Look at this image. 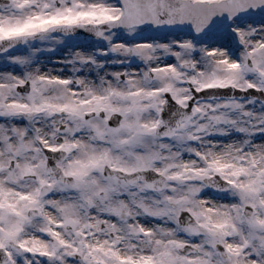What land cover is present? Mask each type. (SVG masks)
I'll return each instance as SVG.
<instances>
[{"label": "rangeland", "instance_id": "obj_1", "mask_svg": "<svg viewBox=\"0 0 264 264\" xmlns=\"http://www.w3.org/2000/svg\"><path fill=\"white\" fill-rule=\"evenodd\" d=\"M9 2L0 9V37L121 12L117 0ZM206 48L225 51L208 56ZM25 82L28 91L18 92ZM189 83L264 91V17L233 19L201 36L146 27L99 40L52 34L0 54V246L12 250L10 264H264V102L199 100L189 122L159 138L164 93L186 106ZM113 112L122 117L117 128L105 123ZM39 144L66 151L58 165L73 184L45 173ZM104 165L151 168L165 183L151 192L104 177ZM212 174L231 188L209 189L202 179ZM43 184L52 189L39 198ZM182 210L206 233L179 225ZM185 245L195 251L181 253Z\"/></svg>", "mask_w": 264, "mask_h": 264}, {"label": "water", "instance_id": "obj_2", "mask_svg": "<svg viewBox=\"0 0 264 264\" xmlns=\"http://www.w3.org/2000/svg\"><path fill=\"white\" fill-rule=\"evenodd\" d=\"M121 6L119 17L98 23H73V24H53L45 29L37 30L33 33L17 34L0 39V54L10 49L22 46L27 41H34L43 36L51 34H61L77 38L100 39L110 31L118 29H128L135 26H146L157 32L177 31L189 32L196 35L206 33H220L229 22L234 18L248 16H264V0H221L218 2L191 1V0H118ZM8 0H0L1 5H8ZM184 67H188L184 64ZM28 82L16 86L18 92H27ZM189 90L192 97L187 101V106L182 107L174 102L168 93H164V102L160 112L159 121L155 127V134L161 138H171L175 131L179 129L181 122H188L192 117L191 106L199 100L236 98L247 99L254 98L264 102V91L248 87L245 89L233 86H215L196 91L189 84ZM93 113L85 116L89 117ZM100 115H103L100 113ZM121 116L117 113L110 115L107 123L116 127L119 125ZM58 141H61L58 138ZM40 150L45 156V172L48 176L63 184L70 185L74 182L71 176H66L59 168L58 163L66 158V152L63 150H52L40 145ZM104 176L115 175L127 183L144 182L147 189L158 192L162 189L165 177L155 170L137 169L132 172L111 169L104 166L102 169ZM203 182L214 190L225 191L230 189V182L222 179L218 174L202 179ZM51 186L48 184L40 188L38 197L49 193ZM244 215L250 217L252 209L248 206L244 208ZM29 215H36V210H29ZM178 224L185 226L193 234H203L204 228L199 226L194 219L184 210L179 212L177 218ZM222 256L223 249L217 247ZM183 254L193 253L194 248L185 245L179 249ZM0 249V264L6 263V256ZM78 256L74 255L73 258Z\"/></svg>", "mask_w": 264, "mask_h": 264}, {"label": "bare ground", "instance_id": "obj_3", "mask_svg": "<svg viewBox=\"0 0 264 264\" xmlns=\"http://www.w3.org/2000/svg\"><path fill=\"white\" fill-rule=\"evenodd\" d=\"M163 34H164V33H163ZM171 41H172V42H177V41H179V39L176 38V37H174V38L171 39ZM224 48H225V47H224ZM223 50H224V49H223ZM223 50H222V49H217V48H206V49L204 50V52H205V54L208 55V56H216V55H218V54L221 55L220 53L223 52ZM224 51H225V50H224ZM231 53H232L231 51H230V53H228V55H229L228 63H229V64H231V62H232V60H233V56H234V53H233V54H231ZM146 113H147V116H149V117L152 116V113H149V112H146ZM0 185H1V183H0ZM199 197H200V203H201L202 205H207V206L210 205L211 201L209 200V198H208L204 193L201 192ZM261 229H264V226H263ZM235 233H236V232H235ZM235 233H234V235H235ZM115 252H116V255H117L118 257H119V255L122 256V255H121V246H120V245L116 248ZM260 258L263 259V255H261Z\"/></svg>", "mask_w": 264, "mask_h": 264}, {"label": "flooded vegetation", "instance_id": "obj_4", "mask_svg": "<svg viewBox=\"0 0 264 264\" xmlns=\"http://www.w3.org/2000/svg\"><path fill=\"white\" fill-rule=\"evenodd\" d=\"M3 8V6H0V9H2ZM98 114H99V112H98ZM97 114V115H98ZM95 115V114H94ZM99 116V115H98ZM102 120H103V116H99ZM105 123H106V120H105ZM105 147L107 148V147H109V143H106L105 142ZM108 152H110V151H108ZM111 177H115V176H111ZM0 248L1 249H3L2 251V253L5 255L6 254V259H7V263L6 264H10V262H11V260H12V256H13V252H12V250L11 249H6V247L5 246H0Z\"/></svg>", "mask_w": 264, "mask_h": 264}]
</instances>
